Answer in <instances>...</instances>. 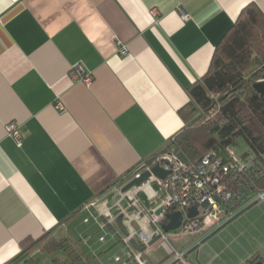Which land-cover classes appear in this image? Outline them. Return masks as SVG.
<instances>
[{
	"label": "crops",
	"instance_id": "0c3cea01",
	"mask_svg": "<svg viewBox=\"0 0 264 264\" xmlns=\"http://www.w3.org/2000/svg\"><path fill=\"white\" fill-rule=\"evenodd\" d=\"M251 4L264 13V0H0V264L78 210L67 230L88 248L91 215L116 211L114 184L181 132L187 90ZM248 244L201 242L191 262L264 255Z\"/></svg>",
	"mask_w": 264,
	"mask_h": 264
},
{
	"label": "trees",
	"instance_id": "16d2710c",
	"mask_svg": "<svg viewBox=\"0 0 264 264\" xmlns=\"http://www.w3.org/2000/svg\"><path fill=\"white\" fill-rule=\"evenodd\" d=\"M260 80H264V13L251 4L217 45L208 72L187 90L190 102L180 110L185 120L181 132L143 164L169 151L184 161L199 160L212 150L225 155L239 139L249 148L242 154H253L264 164V95L254 86ZM135 169L114 185L127 183ZM254 187L264 190V174L255 179ZM80 213L74 212L6 264H97L67 230ZM241 264H264V255L257 252Z\"/></svg>",
	"mask_w": 264,
	"mask_h": 264
},
{
	"label": "built area",
	"instance_id": "2783aa9c",
	"mask_svg": "<svg viewBox=\"0 0 264 264\" xmlns=\"http://www.w3.org/2000/svg\"><path fill=\"white\" fill-rule=\"evenodd\" d=\"M74 75L85 82L91 81L83 66H76ZM7 133L22 146L23 133L16 122L7 124ZM156 165L168 171L165 178L152 172L140 186L120 190L116 211L107 208L91 215L100 230L106 231L110 226L112 239L123 245L127 258L116 256L119 264H151L148 254L158 246L165 247L172 258L167 264H192L187 261L190 250H180L176 241L188 243L207 229L232 221L242 209L264 202V190L254 187L255 179L264 174V164L253 154L238 155L234 146L228 147L225 155L212 150L196 161H184L173 152H163L151 164L136 168L129 181ZM193 207L197 213L190 216ZM238 208L241 210L235 213ZM175 211L183 213L181 226L166 232L167 215ZM105 240L106 236L102 235L100 241Z\"/></svg>",
	"mask_w": 264,
	"mask_h": 264
},
{
	"label": "rangeland",
	"instance_id": "374dc122",
	"mask_svg": "<svg viewBox=\"0 0 264 264\" xmlns=\"http://www.w3.org/2000/svg\"><path fill=\"white\" fill-rule=\"evenodd\" d=\"M234 150L237 152L238 155H242L245 151H248L249 148L247 145L243 142L242 139H239L237 143L234 145ZM155 188L158 190H161L160 186L158 184H154ZM263 203L254 204L250 207H247L245 210H241V208H244L245 205L241 206V208L234 210L235 213H239L236 218H234L232 221H230L228 224H226L224 227L219 228V225L213 226L209 229H207L203 234L196 237L190 242H186V240H179L176 241L175 244L180 250L183 251H189L187 256V261L191 262V257L197 252L199 248V244L201 245V242L205 243L207 241L212 240L215 243H218V245L230 242L231 240L235 239V237L241 236V241L245 242L250 246L252 251L254 250H260V248H264V206ZM246 213V215H244ZM244 215V217L238 221V223L233 224L232 226L226 228L228 225L233 223L238 217H241ZM85 218H91L90 214L86 215ZM90 226V230L88 231L89 234V245L90 246H98L101 247L104 250V253L102 254V263L107 264H119L115 261L116 256H121L123 259H126V253L123 251V245L120 243L118 245H113L114 240L111 237V230L112 228L108 226L106 228V231L100 230L99 227L94 223L88 224V227ZM218 229V230H217ZM102 235L106 236L105 241H100V237ZM101 242V243H100ZM100 244V245H99ZM253 244V245H252ZM88 250L90 251L91 248ZM118 246V247H117ZM121 246V247H120ZM117 247V248H116ZM257 253V252H255ZM254 253V254H255ZM260 253V252H258ZM148 258L151 262V264H167L172 260L170 258L169 253L167 252L166 248L163 246H158L155 249H152L149 252ZM99 264V263H98ZM129 264H139L136 262H130ZM180 264V263H176Z\"/></svg>",
	"mask_w": 264,
	"mask_h": 264
},
{
	"label": "water",
	"instance_id": "95a60500",
	"mask_svg": "<svg viewBox=\"0 0 264 264\" xmlns=\"http://www.w3.org/2000/svg\"><path fill=\"white\" fill-rule=\"evenodd\" d=\"M255 88L258 92L264 95V80L258 81L255 85ZM155 173L156 175L165 178L168 175V171H165L162 169L159 165H156L152 168L151 171L147 170L145 171L141 176L136 177L129 181L124 187L123 191H127L133 186H140L144 181L148 179V177L151 175V173ZM196 208L193 207L190 210L189 215L195 216L196 215ZM167 218L169 219V222L164 225V230L166 232L174 231L177 228L181 226L182 220H183V213L181 211H175L172 213H168Z\"/></svg>",
	"mask_w": 264,
	"mask_h": 264
}]
</instances>
